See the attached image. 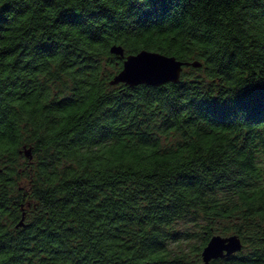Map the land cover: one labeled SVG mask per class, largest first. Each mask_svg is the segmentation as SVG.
Returning <instances> with one entry per match:
<instances>
[{"label":"trees","instance_id":"obj_1","mask_svg":"<svg viewBox=\"0 0 264 264\" xmlns=\"http://www.w3.org/2000/svg\"><path fill=\"white\" fill-rule=\"evenodd\" d=\"M115 46L202 66L111 86ZM261 84L264 0H0V264H264V108L220 107Z\"/></svg>","mask_w":264,"mask_h":264},{"label":"water","instance_id":"obj_2","mask_svg":"<svg viewBox=\"0 0 264 264\" xmlns=\"http://www.w3.org/2000/svg\"><path fill=\"white\" fill-rule=\"evenodd\" d=\"M111 53L124 59L123 70L117 74L111 81V86L124 84L130 87L141 85L151 87H161L167 83L178 84L181 82L182 74L185 67L200 68L202 65L199 62L184 63L178 61L175 57H168L159 53L142 51L137 55L125 57L124 50L121 47H113ZM163 66L167 69L163 77L153 76H137L132 77L129 74L130 66ZM26 157L32 159V150H26ZM24 226V220L19 227ZM244 245L238 236H230L224 238L222 236H214L202 253L204 264H210L212 261L232 257L243 251Z\"/></svg>","mask_w":264,"mask_h":264},{"label":"snow or ice","instance_id":"obj_3","mask_svg":"<svg viewBox=\"0 0 264 264\" xmlns=\"http://www.w3.org/2000/svg\"><path fill=\"white\" fill-rule=\"evenodd\" d=\"M119 3H127L129 0H116ZM65 23L74 24L71 18H67ZM129 74L132 77L141 75L163 77L167 71L163 66H137L133 65L129 68ZM259 104L261 108H264V84H261L258 88L246 89L243 92H236L231 98L226 99L220 107L229 111H237L245 108H252Z\"/></svg>","mask_w":264,"mask_h":264},{"label":"rangeland","instance_id":"obj_4","mask_svg":"<svg viewBox=\"0 0 264 264\" xmlns=\"http://www.w3.org/2000/svg\"><path fill=\"white\" fill-rule=\"evenodd\" d=\"M177 229L182 230V231L186 230V232L191 231L193 232V234H198V236H200L202 233V230L199 228V226H195L191 222H186V223L182 222L177 226ZM194 239H197V237H194ZM192 243L195 244L197 243V241L196 240L192 241Z\"/></svg>","mask_w":264,"mask_h":264}]
</instances>
